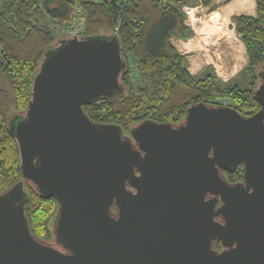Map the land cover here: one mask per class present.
Listing matches in <instances>:
<instances>
[{
	"label": "water",
	"instance_id": "water-1",
	"mask_svg": "<svg viewBox=\"0 0 264 264\" xmlns=\"http://www.w3.org/2000/svg\"><path fill=\"white\" fill-rule=\"evenodd\" d=\"M124 67L115 36L44 53L9 131L23 180L58 203L54 243L32 233L19 180L0 192V264H264V64L254 113L198 102L178 124L128 134L82 108L122 92ZM239 164L242 181L228 182Z\"/></svg>",
	"mask_w": 264,
	"mask_h": 264
},
{
	"label": "trees",
	"instance_id": "trees-1",
	"mask_svg": "<svg viewBox=\"0 0 264 264\" xmlns=\"http://www.w3.org/2000/svg\"><path fill=\"white\" fill-rule=\"evenodd\" d=\"M200 1L209 5L212 0ZM255 1V15L233 17L248 55L245 84L239 85L223 82L213 73L196 78L189 72L185 55L171 41L172 36L193 34L186 23L184 0H0V192L23 180L10 121L25 114L44 53L72 35L115 36L125 62L122 92L82 105L94 122L116 124L128 134L130 127L145 120L178 124L187 107L198 102L230 105L245 116L257 111L260 104L253 91L264 64V0ZM79 21L75 34L63 32ZM131 63L143 79L139 84L133 80ZM243 170L239 164L223 174L236 183L242 181ZM23 187L32 233L53 244L56 199L43 197L29 181L23 180ZM216 246L220 248V242Z\"/></svg>",
	"mask_w": 264,
	"mask_h": 264
},
{
	"label": "crops",
	"instance_id": "crops-1",
	"mask_svg": "<svg viewBox=\"0 0 264 264\" xmlns=\"http://www.w3.org/2000/svg\"><path fill=\"white\" fill-rule=\"evenodd\" d=\"M184 1V6L193 10V20L186 21L193 34L186 38L172 36L171 41L185 55L191 75L199 78L213 73L223 82L244 85L248 55L233 17L255 15L256 1L212 0L209 5H202L200 0Z\"/></svg>",
	"mask_w": 264,
	"mask_h": 264
},
{
	"label": "rangeland",
	"instance_id": "rangeland-1",
	"mask_svg": "<svg viewBox=\"0 0 264 264\" xmlns=\"http://www.w3.org/2000/svg\"><path fill=\"white\" fill-rule=\"evenodd\" d=\"M193 11V10H192ZM191 15H192V12H191ZM187 21V20H186ZM79 24H80V21L76 24V26L75 25H73V27H71V28H69V29H64V31L63 32H68V33H70V34H72V32L73 31H77V29H78V26H79ZM131 67H132V70L134 71V74H133V80H134V82H135V84H139V83H141L142 81H143V79H142V77H140L137 73H135V66H134V64L133 63H131Z\"/></svg>",
	"mask_w": 264,
	"mask_h": 264
},
{
	"label": "built area",
	"instance_id": "built-area-1",
	"mask_svg": "<svg viewBox=\"0 0 264 264\" xmlns=\"http://www.w3.org/2000/svg\"><path fill=\"white\" fill-rule=\"evenodd\" d=\"M183 10H184V12L186 14V20L188 21V18L191 15V12H192V8L189 7V6H183ZM75 33H76V31L72 32V34H75Z\"/></svg>",
	"mask_w": 264,
	"mask_h": 264
},
{
	"label": "flooded vegetation",
	"instance_id": "flooded-vegetation-1",
	"mask_svg": "<svg viewBox=\"0 0 264 264\" xmlns=\"http://www.w3.org/2000/svg\"><path fill=\"white\" fill-rule=\"evenodd\" d=\"M218 242H220V241H215V242H214V245H215V247H216L218 250H221V249H222V244H221V242H220V245H221L220 248H218V247L216 246Z\"/></svg>",
	"mask_w": 264,
	"mask_h": 264
},
{
	"label": "bare ground",
	"instance_id": "bare-ground-1",
	"mask_svg": "<svg viewBox=\"0 0 264 264\" xmlns=\"http://www.w3.org/2000/svg\"><path fill=\"white\" fill-rule=\"evenodd\" d=\"M193 15H191V16H189V22H191V20H193V17H192Z\"/></svg>",
	"mask_w": 264,
	"mask_h": 264
}]
</instances>
